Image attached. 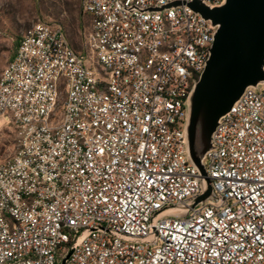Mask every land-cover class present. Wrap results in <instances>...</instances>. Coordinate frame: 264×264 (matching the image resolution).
<instances>
[{
    "label": "built area",
    "instance_id": "1",
    "mask_svg": "<svg viewBox=\"0 0 264 264\" xmlns=\"http://www.w3.org/2000/svg\"><path fill=\"white\" fill-rule=\"evenodd\" d=\"M224 0H82L81 46L39 19L0 75V264H264V88L224 117L207 154L217 200L187 217L202 176L186 153L187 100ZM178 3V5H172ZM155 237V244L124 240Z\"/></svg>",
    "mask_w": 264,
    "mask_h": 264
},
{
    "label": "water",
    "instance_id": "2",
    "mask_svg": "<svg viewBox=\"0 0 264 264\" xmlns=\"http://www.w3.org/2000/svg\"><path fill=\"white\" fill-rule=\"evenodd\" d=\"M192 8L216 28L207 66L194 83L187 100L186 153L202 176L203 193L190 202V207H168L158 212L154 223L165 216L187 217L191 208L217 200L205 164L207 154L213 148L214 133L247 90L261 91L264 88V0H224L219 7L195 1ZM97 230L102 229L85 230L62 264L67 263L89 233ZM117 236L133 242L155 244V237L134 239Z\"/></svg>",
    "mask_w": 264,
    "mask_h": 264
},
{
    "label": "rangeland",
    "instance_id": "3",
    "mask_svg": "<svg viewBox=\"0 0 264 264\" xmlns=\"http://www.w3.org/2000/svg\"><path fill=\"white\" fill-rule=\"evenodd\" d=\"M82 0H0V75L12 59L24 32L39 19L60 21L76 47L90 28L82 14ZM14 134L0 129V162L14 154Z\"/></svg>",
    "mask_w": 264,
    "mask_h": 264
},
{
    "label": "trees",
    "instance_id": "4",
    "mask_svg": "<svg viewBox=\"0 0 264 264\" xmlns=\"http://www.w3.org/2000/svg\"><path fill=\"white\" fill-rule=\"evenodd\" d=\"M21 39H22V36L20 37V39H19V41H18V44H17L16 50H15V53H14V55H13V57H12V58H14V56H15V54H16V52H17V50H18V47H19V45H20V42H21Z\"/></svg>",
    "mask_w": 264,
    "mask_h": 264
}]
</instances>
